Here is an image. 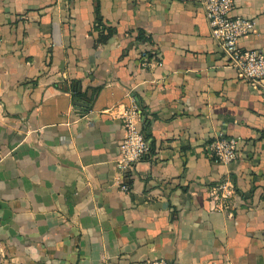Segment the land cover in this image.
<instances>
[{
  "label": "crops",
  "instance_id": "1",
  "mask_svg": "<svg viewBox=\"0 0 264 264\" xmlns=\"http://www.w3.org/2000/svg\"><path fill=\"white\" fill-rule=\"evenodd\" d=\"M230 15L264 53V0ZM234 70L200 0H0V264H264V97ZM131 104L149 150L120 172Z\"/></svg>",
  "mask_w": 264,
  "mask_h": 264
},
{
  "label": "built area",
  "instance_id": "2",
  "mask_svg": "<svg viewBox=\"0 0 264 264\" xmlns=\"http://www.w3.org/2000/svg\"><path fill=\"white\" fill-rule=\"evenodd\" d=\"M206 15L212 38L218 43L229 64L235 69L237 78L244 80L254 88H260L264 97V53L255 48H242L239 39L255 31L254 21L239 15H230L233 0H200ZM158 55L149 57L144 54L140 58L143 67L160 64ZM114 108L110 109V111ZM119 118L124 135L119 143L116 166L120 172L131 168L149 150V143L142 134L140 110L136 104L126 106L120 112ZM237 139L220 134L209 145V152L214 162L228 164L237 156ZM125 189L126 186L122 185ZM233 194L232 184L225 179L208 191V197L214 209L225 210L230 196ZM135 264H167L164 260H142Z\"/></svg>",
  "mask_w": 264,
  "mask_h": 264
},
{
  "label": "trees",
  "instance_id": "3",
  "mask_svg": "<svg viewBox=\"0 0 264 264\" xmlns=\"http://www.w3.org/2000/svg\"><path fill=\"white\" fill-rule=\"evenodd\" d=\"M98 25H101L100 23V21H101V19H100V16L98 15ZM99 28H101V32H100V41L101 42H104V41H106L107 40V38H108V35L111 33V32H113V30L111 29V28H109V27H104V26H101V27H99ZM104 29H106L107 30V34H105V33H103L104 31H102V30H104ZM72 91H73V94H74V97H76L77 99L78 98H80V99H83L84 97H83V93H81L80 94V91H79V89H78V87L76 86V85H73L72 86Z\"/></svg>",
  "mask_w": 264,
  "mask_h": 264
}]
</instances>
